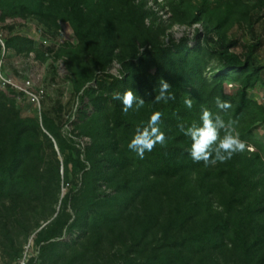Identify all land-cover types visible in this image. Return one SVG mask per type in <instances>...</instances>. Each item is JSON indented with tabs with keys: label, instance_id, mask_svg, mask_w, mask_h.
I'll use <instances>...</instances> for the list:
<instances>
[{
	"label": "trees",
	"instance_id": "1",
	"mask_svg": "<svg viewBox=\"0 0 264 264\" xmlns=\"http://www.w3.org/2000/svg\"><path fill=\"white\" fill-rule=\"evenodd\" d=\"M258 4L263 12L264 0ZM203 7L181 12L173 6L172 10L178 22L196 24L210 21L209 9ZM149 16L145 4L135 0H0V23L17 17L33 19L46 29L45 35H58L61 24L68 23L79 41L75 53L89 57L93 68L103 74L100 78L88 73L75 81L76 96L92 81L98 86L84 91L95 109L91 119L82 112V132L92 138L84 152L74 137L61 135L63 123L42 113L43 127L63 156L70 189L62 199V211L37 233L39 255L27 264H98L97 252L106 233L127 224L132 254L146 253L151 233L162 234L146 261L126 257L124 264H219V254L227 249L240 264H264V142L254 129L264 123V107L248 96L263 80L264 64L256 58L263 41L251 23L254 41L244 58L232 52L239 42L219 33L221 20L216 26L210 23L205 41L199 37L194 47L187 38L166 45L160 40L165 29L147 26ZM19 26L5 25L7 36L1 40L17 54H29L35 42L17 32ZM123 42L130 53L122 59L123 78L119 79L106 71ZM40 48L46 49L40 59L55 51L50 45ZM139 48H144L140 57ZM161 79L169 82L175 95L167 104L154 103ZM229 83L239 85L235 94L228 93ZM128 90L145 103L139 111L125 114L121 100L114 96ZM217 96L232 103L222 115L234 122L241 139L254 150L205 167L191 159V140L179 125L198 122L202 107L217 111ZM186 98L193 101L191 109L184 104ZM155 111L163 113L159 126L166 143L157 144L140 159L127 145L136 128ZM54 112L61 120L62 106ZM0 118V133L8 129L11 138L5 153L0 152V196L23 205L48 197L59 187L61 177L60 162L47 164L38 143L40 137L49 140L47 133L35 120L21 119L14 101L2 91ZM1 136L0 142H6L7 134ZM80 175L81 187L79 179L72 178ZM70 208L74 216L68 214ZM211 210L212 218L201 219ZM67 236L70 241L61 240Z\"/></svg>",
	"mask_w": 264,
	"mask_h": 264
},
{
	"label": "rangeland",
	"instance_id": "2",
	"mask_svg": "<svg viewBox=\"0 0 264 264\" xmlns=\"http://www.w3.org/2000/svg\"><path fill=\"white\" fill-rule=\"evenodd\" d=\"M135 2L139 5L145 4V10L150 15L146 20L147 26L165 29L160 40L166 45L179 43L187 38L190 46L194 47L199 37H201V41H205V33L210 23L216 26L221 20H224L219 33L227 40L236 39L239 44L232 49V52L245 58L248 53L247 47L254 41L250 32V24L254 23V31L263 41V46L258 51L256 58L259 64H264V11L259 10L258 0H135ZM204 5L209 9L207 12H209L210 21L204 20L191 24L190 21L182 23L175 20L173 6L179 7L181 12H187L203 9ZM12 23L21 25L17 32L31 38L35 42V50L29 54H17L14 49L7 48L1 40L0 75L3 78H13L20 81L31 78L36 87L45 86L46 95L38 107L20 95H12L9 89L3 86L1 78L0 91L4 92L9 100L14 101L16 111L20 113L21 119L35 120L39 123L43 133L47 132L43 127L42 113L46 112L51 119L63 123L61 135L65 138L74 137L77 148L84 152L92 144V138L82 132L81 126L84 125L82 112L86 111L87 118L90 117L91 119L94 117L95 111L89 96H84V91L90 88L97 89L98 86L96 81H92L84 87L80 96H76L75 81L87 76L88 73H95L100 78L103 74L93 68L89 57H81L75 53L79 41L68 23L61 24L62 28L58 35L49 33L45 35L46 29L36 20L17 17L0 23V37L5 38L7 36V31L3 27ZM41 30H43V35H40ZM45 40L48 41V45L44 44ZM123 43L124 45L116 50V56L106 71L119 79L123 78L122 59L128 57L130 53V49L125 45L126 42ZM42 45L45 47L50 45L55 48V51L47 58L40 59L39 55L46 50L40 48ZM139 49L138 57L144 48ZM226 88L229 94H235L239 85L229 83ZM248 96L264 107V76L262 82L249 90ZM57 106L63 108L61 120L56 118L54 112ZM1 122L2 118H0ZM254 129L257 138L264 142V123L256 124ZM4 133L7 134L5 138L7 143L3 140L4 143L0 142L1 153L3 151L5 153L8 149L11 139L8 129L0 133V139ZM47 135L49 140L40 137L38 143L47 164L56 165V160L60 162L61 179L59 187H55L48 197L45 196L40 201L24 205L13 204L7 198L0 196V264H27L31 258H37L39 255L37 233L62 211V199L70 187L65 183V171L62 166L63 156L59 154L58 148L57 150L55 148L57 141L48 133ZM53 151L57 153V156L54 155ZM77 177L73 176L72 178L75 181L79 179L77 182L81 187V175ZM106 190L105 187L102 188V192H106ZM214 207L216 208V205ZM213 211H205L201 219L212 218L211 212L213 213ZM67 212L69 215H75V210L72 208L68 209ZM128 227L129 224L122 225L120 230L116 229L113 233H106L108 237L102 241L98 250L99 253L97 252L98 264H124L126 257L131 260L136 259L139 262L146 261L150 251L160 243L162 233L153 232L146 241V253L139 250L138 254H132L129 250L131 235L128 233ZM173 233L175 234V231ZM61 240L68 242L71 238L67 236ZM128 241L129 243L125 244ZM223 251L225 252L218 256L219 264H240L233 255V251L228 249ZM67 255L69 257L71 254L67 252ZM48 264H52V262L49 261Z\"/></svg>",
	"mask_w": 264,
	"mask_h": 264
},
{
	"label": "clouds",
	"instance_id": "3",
	"mask_svg": "<svg viewBox=\"0 0 264 264\" xmlns=\"http://www.w3.org/2000/svg\"><path fill=\"white\" fill-rule=\"evenodd\" d=\"M159 95L155 96L154 103L163 102L167 104L169 100H174L175 95L170 92L171 85L164 79L158 84ZM114 99L121 100L122 111L127 114L129 110L139 111L145 101L132 90H128L123 95L117 94ZM217 111L209 110L207 107L201 108L199 121L192 122L186 126L181 123L180 131L191 140L189 155L194 162H203L204 166H215L225 164L232 160L234 155L242 153L246 149L251 152L254 149L241 139L240 134L234 127V122L226 121L223 113L232 108V103L221 99L219 96L214 100ZM184 104L188 109L193 107L191 98H186ZM163 113L153 112L147 122L138 126L127 147L140 159H144L146 152H152L157 144L166 143V134L160 129V121Z\"/></svg>",
	"mask_w": 264,
	"mask_h": 264
},
{
	"label": "built area",
	"instance_id": "4",
	"mask_svg": "<svg viewBox=\"0 0 264 264\" xmlns=\"http://www.w3.org/2000/svg\"><path fill=\"white\" fill-rule=\"evenodd\" d=\"M42 34V31H40V35ZM60 34L62 35L61 32ZM44 44L48 45V41L45 40ZM0 78L3 81V86L5 88L16 91L18 94H20V96L26 98L31 104L40 107L46 95L44 85L36 87L34 81L31 78L22 81L13 78H3L1 75Z\"/></svg>",
	"mask_w": 264,
	"mask_h": 264
},
{
	"label": "water",
	"instance_id": "5",
	"mask_svg": "<svg viewBox=\"0 0 264 264\" xmlns=\"http://www.w3.org/2000/svg\"><path fill=\"white\" fill-rule=\"evenodd\" d=\"M55 148H56V150H57V146H56V144H55Z\"/></svg>",
	"mask_w": 264,
	"mask_h": 264
}]
</instances>
